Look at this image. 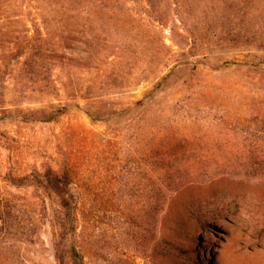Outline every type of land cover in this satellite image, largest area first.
<instances>
[{"label": "rangeland", "instance_id": "1", "mask_svg": "<svg viewBox=\"0 0 264 264\" xmlns=\"http://www.w3.org/2000/svg\"><path fill=\"white\" fill-rule=\"evenodd\" d=\"M111 3L113 12L67 24L76 30L63 29L56 20L44 23L35 15L20 16L10 24L0 20L2 30L24 25L32 33L45 26L53 34L70 33L83 42L96 34L131 44L112 63L111 56L97 57L80 44L81 49L70 51L71 60L62 65L67 71L64 77L71 75L68 78L79 87L90 85L102 103L88 106L79 100L80 108L67 107L49 121L39 111L49 114L69 102L62 90L60 97H44L38 92L23 95L10 87L0 103V197L13 207L0 231V264H71L66 221L55 196L4 181L7 173L16 179L46 167L56 171L64 167L77 184L82 201L74 242L84 264H166L153 256L155 247L162 248L161 204L155 212L158 221L151 224V182L161 181L164 173L150 166L152 152L159 165L187 161L193 168L181 164L180 169H187L182 175L213 180L206 209L226 214L199 232L198 243L183 242L169 263L191 264L192 259V264H264V48L216 47L204 56H182L189 63L169 73L173 66L169 51L153 57L140 38L146 34L133 29L134 23L123 30L112 24L126 17L145 21L162 17L184 20L193 34L264 37V0ZM178 25L174 30L182 33ZM156 31L171 44L169 27ZM41 66L50 71L48 81L64 79L58 77L61 65ZM168 73L148 100V91ZM15 75L6 83L26 82ZM100 82L101 88L96 84ZM88 108L101 120L92 122L85 112ZM109 108L118 113L106 118ZM124 109L127 112L120 115ZM23 114L37 120L28 121ZM174 145L186 147L184 156L169 154L166 148ZM219 178L227 181L215 183Z\"/></svg>", "mask_w": 264, "mask_h": 264}, {"label": "trees", "instance_id": "2", "mask_svg": "<svg viewBox=\"0 0 264 264\" xmlns=\"http://www.w3.org/2000/svg\"><path fill=\"white\" fill-rule=\"evenodd\" d=\"M111 1L0 0V20H10L12 22H7L10 24L16 23L17 20L15 18L20 16L35 15L44 23L50 20H56L59 24H63V29L76 30L77 27L75 26L68 27L70 22L78 24L83 17L94 20L101 14H108L113 12L112 10H116L112 8ZM124 12H127V10ZM131 22L134 23V27L132 26L133 29L136 28L138 31H143L146 34L140 38L142 43L146 44L152 50L151 56L155 57L163 51H169V61L173 65L169 73L173 72L179 66H182L181 64L189 63L187 59L194 58L198 55L204 56L211 53L216 47H227L230 49L264 48V37H260L259 35L231 32L218 33L213 36L207 33L193 34L187 31L188 25L182 19L168 21L165 18L157 17L150 21H145L126 17L122 21L112 24L117 25V28L123 30L126 27L130 28ZM177 25L182 29V33L174 30L177 28ZM21 26L22 28L19 27L15 30L13 28H7L5 30L0 28V103L3 102L10 87L23 95L38 92L44 97L52 95L54 97H60L59 92L62 90L69 102L49 114L44 113V111H39L43 114L42 118L47 121L52 120L54 116L67 107L74 106L80 108L79 100H86L88 106L99 102L102 103L100 97L93 96V94H96V91H92L93 89H91L90 85L79 87L70 81L69 78L71 75H68L69 78L64 77L67 71L62 65H65L68 60H71L68 56L70 51H79L81 49L80 44L85 46V51H89L97 57L101 54L104 59L111 56L110 63L115 62L117 60L116 56L121 55L122 52L128 49L127 46L131 45L130 40L126 43L128 45H125L126 39H123L124 41L121 39L113 41L110 38L101 39L99 35L94 34L90 42H83L80 39L72 37L70 33L65 35L53 34L52 30H49L45 26L44 29H36L32 33H29L30 31L24 25ZM157 27H169L171 30L169 35L171 44H165V37L162 33L156 31ZM172 47L176 49L172 50ZM182 56L187 59L182 60ZM54 63L61 65L58 69V77L64 79H59V82L54 79L48 81V72L50 71L41 66L53 65ZM195 63L201 64L202 61L197 60ZM227 63V61L224 62V64ZM227 66L229 65H220L219 68H226ZM169 73L164 75L148 91L146 94L148 100H151L155 96L160 86L165 83ZM15 74L24 77L26 82H17L11 86L6 83V79L12 78ZM40 76L43 79L36 81L35 78L39 79ZM101 83H96L99 88L104 86ZM140 102L137 101L135 104L138 105ZM0 108L2 107L0 106ZM85 112L92 122L101 120L99 113L91 112L89 108ZM126 112L127 110L124 109L119 114L123 115ZM117 113L118 111L109 108L105 117L111 118ZM22 116L28 121L37 120L30 119L29 117L31 115L23 114ZM166 150H169V154L174 153L176 157L180 153L184 156L186 147L182 146L179 148L174 145V147H168ZM187 151H190V149ZM153 156V152L149 153L148 160L150 166L164 173L161 181L154 182L152 180L151 182L153 191L151 198H149V220L151 224L158 221L155 212L158 209V202L161 204V208L159 209L161 211L159 223L161 231L160 245L162 248L155 247L153 256L162 258L166 261V264H173L169 263L171 261V254H178V248L183 242L188 241L189 244L195 240L198 243L201 240L199 232L205 228H211L212 221L225 218L226 214L211 212L206 209L211 187L214 184L213 180H200L182 175L186 173L187 169H180L179 166L181 164L193 168V165L187 161L181 164L177 161H166L159 165ZM188 157L190 155L184 158L187 159ZM4 181L15 188L35 187L37 190H42L55 196L66 221L64 231L70 243L68 254L71 264H84L81 250L74 242L77 207L82 201V197L76 188L77 184L73 181L72 175L64 167L61 171L46 167L42 172L33 171L16 179L12 177L11 173H7ZM214 181H216L215 183H224L227 180L225 178H219ZM12 210V205L0 197V231L7 226ZM188 252L186 251L185 254H190ZM189 261L192 264V259H189ZM197 264H203V262L198 261Z\"/></svg>", "mask_w": 264, "mask_h": 264}]
</instances>
